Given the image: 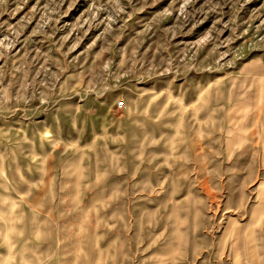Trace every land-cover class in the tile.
<instances>
[{"label": "rangeland", "instance_id": "374dc122", "mask_svg": "<svg viewBox=\"0 0 264 264\" xmlns=\"http://www.w3.org/2000/svg\"><path fill=\"white\" fill-rule=\"evenodd\" d=\"M0 264H264V0H0Z\"/></svg>", "mask_w": 264, "mask_h": 264}, {"label": "built area", "instance_id": "2783aa9c", "mask_svg": "<svg viewBox=\"0 0 264 264\" xmlns=\"http://www.w3.org/2000/svg\"><path fill=\"white\" fill-rule=\"evenodd\" d=\"M117 107H118V108H121V107H122V104H121V103H119Z\"/></svg>", "mask_w": 264, "mask_h": 264}]
</instances>
